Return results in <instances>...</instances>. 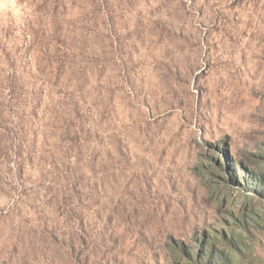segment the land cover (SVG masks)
<instances>
[{
  "label": "rangeland",
  "instance_id": "1",
  "mask_svg": "<svg viewBox=\"0 0 264 264\" xmlns=\"http://www.w3.org/2000/svg\"><path fill=\"white\" fill-rule=\"evenodd\" d=\"M0 264H264V0H0Z\"/></svg>",
  "mask_w": 264,
  "mask_h": 264
}]
</instances>
